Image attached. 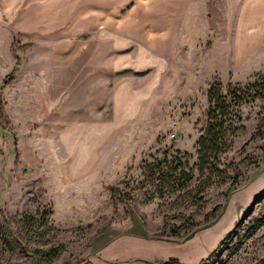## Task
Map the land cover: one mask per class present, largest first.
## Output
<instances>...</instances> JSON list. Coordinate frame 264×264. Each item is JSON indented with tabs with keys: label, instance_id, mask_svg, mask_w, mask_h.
Wrapping results in <instances>:
<instances>
[{
	"label": "rangeland",
	"instance_id": "obj_1",
	"mask_svg": "<svg viewBox=\"0 0 264 264\" xmlns=\"http://www.w3.org/2000/svg\"><path fill=\"white\" fill-rule=\"evenodd\" d=\"M250 1L51 3L80 25L84 42L113 29L150 46L157 82L120 124L100 127L90 123L107 121L111 109L95 80L66 74L65 100L50 110L53 81L17 76L20 65L32 67V43H13V62L0 59V264H92L96 240L124 233L174 244L176 258L133 256L145 264H264V225L249 231L264 210V97L241 106L244 129L229 153L238 182L229 190L228 169L206 185L209 172L196 166L210 85L264 88V30L256 28L264 18L242 11ZM161 169L193 179L161 183ZM60 244L50 262L35 251Z\"/></svg>",
	"mask_w": 264,
	"mask_h": 264
},
{
	"label": "crops",
	"instance_id": "obj_2",
	"mask_svg": "<svg viewBox=\"0 0 264 264\" xmlns=\"http://www.w3.org/2000/svg\"><path fill=\"white\" fill-rule=\"evenodd\" d=\"M53 1L0 0V59L3 60L4 56L8 63L13 62L11 49L15 41L21 39V45L32 43L29 51L32 67L24 71V66L20 65L17 76L28 72L37 78V73H40L47 79V84L53 81L52 92L47 98L50 110L54 105L58 106L61 99L65 100L66 89L70 87L66 74L72 73L74 80H95L91 85L102 90L98 93L107 96L100 101H106L110 107V119L90 124H100L105 128L117 126L130 111L138 109L145 94L153 93L157 80L152 72L158 68L152 57L153 50L147 45L139 47L136 38L130 34L121 32L115 35L113 29L107 28L99 30L110 33L98 35L96 32L93 36H87L84 42L80 25H68L65 13L51 5ZM179 11L175 10L176 13ZM242 11L251 17L264 18V0H251ZM257 27L264 30L263 23ZM254 36L258 38L261 33H253ZM18 52L22 53L20 49ZM79 70L89 75H77ZM78 85L79 82H73L74 90ZM53 90H56V98ZM104 239L95 241L92 264H145L135 261V255L138 258L160 257L163 260L177 257L171 248L174 244L162 240L125 233L115 237L109 234ZM155 249L158 250L156 253L153 251ZM183 258L186 260L189 256Z\"/></svg>",
	"mask_w": 264,
	"mask_h": 264
},
{
	"label": "trees",
	"instance_id": "obj_3",
	"mask_svg": "<svg viewBox=\"0 0 264 264\" xmlns=\"http://www.w3.org/2000/svg\"><path fill=\"white\" fill-rule=\"evenodd\" d=\"M13 75L14 72L7 79H11ZM5 81L7 82V80ZM261 87L258 84H248L244 88L231 84L223 86L220 82H214L210 85L207 92L206 122L196 142L197 169L201 173L203 171L209 172V176L204 180L207 182L206 185L210 184L208 180L212 173L227 174L229 173L228 169L233 172L229 190L238 182L239 174H235L238 170L236 161L230 157L229 153L233 151V139L239 131L244 129L243 124H241V106L251 98L264 97V88ZM179 164L181 162H177V165ZM159 175L161 183L171 181L178 188L184 187L193 179L192 174L185 169L177 170L176 174L161 169ZM262 225H264V210L249 231H255ZM63 247V244H60L51 249L37 248L35 251L43 260L50 262L58 257Z\"/></svg>",
	"mask_w": 264,
	"mask_h": 264
}]
</instances>
